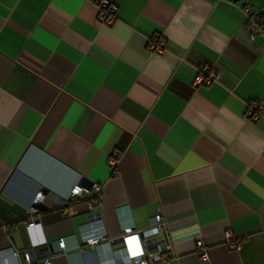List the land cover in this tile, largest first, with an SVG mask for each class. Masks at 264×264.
<instances>
[{"label": "crops", "instance_id": "1", "mask_svg": "<svg viewBox=\"0 0 264 264\" xmlns=\"http://www.w3.org/2000/svg\"><path fill=\"white\" fill-rule=\"evenodd\" d=\"M95 1L0 0V255L101 264L79 226L101 219L113 251L159 211L171 264H264V114L243 117L264 102V37L250 39L243 8L264 15V0H113L110 27ZM203 64L218 79L195 86ZM82 181L101 188L95 213L92 190L63 204Z\"/></svg>", "mask_w": 264, "mask_h": 264}, {"label": "built area", "instance_id": "2", "mask_svg": "<svg viewBox=\"0 0 264 264\" xmlns=\"http://www.w3.org/2000/svg\"><path fill=\"white\" fill-rule=\"evenodd\" d=\"M97 22L102 27H110L116 21L117 6L113 0H96ZM246 14L245 28L250 39L260 35L264 37V15L252 12L249 5L243 8ZM147 50L152 54L160 55L165 50V41L159 36L150 38L147 42ZM219 68L216 65L203 64L198 67L194 80L195 86H206L218 79ZM264 114V102L249 101L243 117L249 121H256ZM118 155L113 152L109 155L108 165L112 174H117L116 161ZM100 186L92 184L91 188L85 189L74 186L68 198L63 201L64 205L74 203L83 193L93 191V200L87 208L90 213H95L100 206ZM43 198L42 192H37L26 209L28 214L27 226L34 225L37 215L35 205ZM100 224V225H99ZM98 226V227H97ZM80 241L84 246L95 248L100 257L101 264H171L172 245L165 238V223L161 212L157 211L150 219L148 228L141 231H133L131 227L123 229L119 239L121 246L116 250L108 248L105 231L101 219H92L78 228ZM224 244L230 250L237 251L241 241L234 240L229 231L223 233ZM57 252H66L65 238H59L55 242ZM198 254L205 257L207 247L202 240L196 242ZM107 254H110L109 256ZM104 258V259H103ZM0 264H53L49 259H39L35 254L34 247L29 246L19 251H10L9 257L0 255Z\"/></svg>", "mask_w": 264, "mask_h": 264}, {"label": "water", "instance_id": "3", "mask_svg": "<svg viewBox=\"0 0 264 264\" xmlns=\"http://www.w3.org/2000/svg\"><path fill=\"white\" fill-rule=\"evenodd\" d=\"M234 2H237L238 0H233ZM81 185L82 186H84L86 189H90L91 188V186H92V184L91 183H89V182H87V181H82L81 182ZM43 206H41V205H39V204H36L35 205V208H37L38 210H42L43 208H42Z\"/></svg>", "mask_w": 264, "mask_h": 264}]
</instances>
